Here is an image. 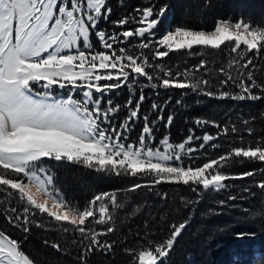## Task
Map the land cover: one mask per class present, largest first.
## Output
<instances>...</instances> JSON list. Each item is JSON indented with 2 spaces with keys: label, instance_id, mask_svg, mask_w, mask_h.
<instances>
[{
  "label": "snow or ice",
  "instance_id": "1",
  "mask_svg": "<svg viewBox=\"0 0 264 264\" xmlns=\"http://www.w3.org/2000/svg\"><path fill=\"white\" fill-rule=\"evenodd\" d=\"M154 9L155 5L136 8L131 16L112 23L118 28L129 22L139 27L109 33L97 28L99 21L107 20L111 14L106 0H0V169L3 170L0 172V192L23 205L22 210L10 206L0 214L6 220L0 227V264H34L22 248L23 240L28 238L32 226L48 229L53 223L56 230L71 234V243L80 246L78 259L84 264L92 252H108L113 248L115 241L100 237L114 231V212L129 203L127 196L118 200L119 192L134 193L142 188L152 191L155 186L170 184L190 186L192 192L200 195L203 191L231 187L226 183L230 179L252 177L256 170L239 175L221 171L230 164L239 163L237 158L264 163V138H257L251 146L231 147L229 152L197 164L200 156L192 154L205 149V144L220 134L214 137L205 133L199 149L190 146L194 139H201L194 136L191 129L183 142L173 144L166 135L156 144L153 134L156 121L149 122L148 115L143 117L144 125L138 139L129 140L132 122L139 118L140 106L145 99L141 90L139 100L132 106L136 78L146 76L149 82L154 80V76L145 71L146 67H153L146 56L133 55L126 47H114L131 37L143 38L139 44L141 49L155 44L154 55L161 59L168 57L170 52L180 51L202 55L193 49L215 50L226 42H234L230 53L236 55L228 61V68L238 66V74L233 76L231 71L221 67L219 71L226 79H221L217 87L231 82L239 91H220L217 95L210 90L213 85L209 79L196 77L188 69L173 73L163 65L156 67L168 78L157 75L156 79L162 80V84L151 83L154 89H190L207 96L240 101H256L264 96V84L257 81L253 71L258 68L254 60L264 59V24L253 25L243 17L236 21L217 19L212 30H193L177 25L156 38L153 29L164 17L167 6L158 11ZM93 30L102 51L94 48ZM205 63L201 61L196 71L203 69ZM131 74L135 76L130 81ZM181 76L183 80L179 79ZM125 84L130 93L124 105L128 115L117 126L112 122V115L121 105H113L111 99L107 100L106 107H102V103L105 95ZM56 89L66 91L67 95L57 93ZM253 89H258L259 94ZM157 109L160 110L158 119H163V108L153 103L152 110ZM172 119L169 115L167 125ZM195 123L201 125L208 121L198 119ZM231 130L235 132L236 128ZM227 131V128L223 129L225 135ZM248 131L251 134V129ZM240 139L242 141L243 137ZM210 147L216 149L221 145L214 143ZM201 155L206 156L207 152ZM46 161H65L97 173L130 176L147 182H136L126 189L98 192L81 206L65 199L55 186V174ZM257 186L264 192V181L258 182ZM243 190L250 191L248 188ZM240 198L229 196L231 200ZM181 199L186 203L196 202ZM141 208L142 205H137L129 214H136ZM249 212L250 218H264V206ZM187 223L170 225L171 234L160 242L148 238L146 231L144 238L138 241L143 246L135 253L138 264H168L166 258ZM104 224L109 226L102 230L92 227ZM9 226L23 233V238H13L5 230ZM245 236L254 238L255 233L237 234L238 238ZM43 243L50 244L58 252L66 251L59 243L47 239ZM125 251L132 253V249Z\"/></svg>",
  "mask_w": 264,
  "mask_h": 264
},
{
  "label": "trees",
  "instance_id": "2",
  "mask_svg": "<svg viewBox=\"0 0 264 264\" xmlns=\"http://www.w3.org/2000/svg\"><path fill=\"white\" fill-rule=\"evenodd\" d=\"M152 5H155L154 11L167 6L164 17L156 28V36L158 31L177 25L193 30H212L217 19L231 18L236 21L243 17L245 20H250L253 25L264 24V0H106V6L111 8V14L106 21L108 23L118 21L122 17L131 16L136 8ZM142 41L143 39L137 42ZM123 44H126L129 50L133 48L128 41ZM231 44L234 42H226L220 49L215 50L199 47L193 49V52H202V55H188L186 51L170 52L168 57L162 59L153 55L154 45L145 49L138 47L139 52L153 65L146 67L145 71L152 74L154 80L149 82L146 76L138 77L132 106L139 100L142 90L145 99L140 106L138 116L143 122L144 115L149 116V122L156 121L153 128L154 136L162 139L167 135L171 143L178 144L185 141L191 129L194 136L201 139H194L190 142V146L199 149L205 133L214 137H217V133L220 134L213 141L207 142L205 149L192 154L200 156L196 161L197 164L227 153L231 147L251 146L257 142V138H264V96L256 101H240L207 96L190 89L163 87L154 89L150 85L162 84V80L156 79L157 75L168 78L156 67L163 65L166 70L170 69L173 73L188 69L196 77L203 76L209 79L213 85L210 90L217 92V95L220 91L229 93L239 91L231 85V82L227 86L217 87L221 79H226V76L219 71L221 67L231 71L233 76L238 74V66L228 68V61L236 55L230 53ZM243 47L241 45V49ZM160 50L164 51L163 48ZM248 55L252 56V53ZM201 61L207 63L203 69L196 71ZM254 63L258 65V68L253 70L254 76L259 83L264 84V59L257 58ZM179 79L183 80L184 77L181 76ZM139 81L142 82L141 87ZM144 83L148 86H144ZM253 92L259 94L258 89H253ZM126 94L128 100L129 90H126ZM153 103L163 108V119H158L159 109L152 110ZM169 115H172L173 119L171 124L167 125ZM198 119L206 120L208 123L197 125L195 122ZM143 122L139 121L142 127ZM233 127L236 128L235 132L231 130ZM225 128L228 129L226 135L223 132ZM248 129H251V134ZM240 137H243L242 141ZM214 143H219L221 147L211 148L210 145ZM204 151L207 152L206 156L201 155ZM237 159L239 163L230 164L221 171L236 175L256 171L252 177L230 179L226 183L231 187L225 190L203 191L198 195L190 190V186L161 184L155 186L152 191L142 188L134 193L119 192L118 200H123L127 196L129 203L125 208L114 212L116 217L114 231L100 237L109 242L115 241L113 248L108 252H92L86 257L84 264H138L135 253L143 246L138 241L144 238L146 231L149 233L148 238L160 242L171 234L170 225L183 221H188L187 226L177 238L169 257L166 258L168 264H264V259L261 258L264 256V218H250L249 212L250 209L264 206V192L257 186L258 182L264 181V163ZM46 163L55 174V186L63 193L65 199L81 206L98 192L126 189L136 182H147L130 176L97 173L93 169L65 161H46ZM2 171L0 169V172ZM244 188L250 191H244ZM229 196L241 198L231 200ZM182 197L186 198V201L196 202L186 203L182 201ZM222 201L224 203H221ZM137 205H142L141 210L136 214H129ZM10 206L18 210L23 208L15 198L0 192V214ZM161 217L164 219L161 220ZM146 223L147 228H145ZM5 224L6 220L0 215V227ZM108 226V224L92 225L97 230ZM5 230L13 238H23L24 234L19 230L10 226ZM242 232H254L255 237L238 238L237 234ZM46 239L59 243L66 251L58 252L50 244H44L43 241ZM22 248L33 259L34 264H81L78 259L80 246L71 243V234L56 230L54 223L48 229L32 226L28 238L23 240ZM126 248L132 249V253L126 252Z\"/></svg>",
  "mask_w": 264,
  "mask_h": 264
},
{
  "label": "rangeland",
  "instance_id": "3",
  "mask_svg": "<svg viewBox=\"0 0 264 264\" xmlns=\"http://www.w3.org/2000/svg\"><path fill=\"white\" fill-rule=\"evenodd\" d=\"M102 18L98 25H97V28L98 29H105L107 30L109 33L113 32V31H116V32H120V31H123V30H130V29H135L136 27H139L140 25H136L135 23H132V22H129L128 24H125L122 28H118L116 27L113 23H108L106 20H104ZM106 24V26H105ZM167 29H164L162 31H158V34L156 36V38L160 37ZM123 39V38H122ZM134 39H143V38H140V37H131V38H128V42L130 45H133V48H131L130 50V53L133 54V55H140L141 53L139 52L140 49L138 48L139 47V44L140 42H137L139 40H135ZM91 40H92V43L94 45V48L96 51H102L104 49L101 48L100 46V42L99 40L97 39L96 35H95V30L92 31L91 33ZM126 41V42H127ZM125 42V43H126ZM134 42V43H133ZM154 45V51H153V55L155 53V44ZM115 48H119V47H127L126 44H115L114 45ZM135 47V48H134ZM161 49V48H160ZM161 51V50H160ZM155 56V55H154ZM114 71V70H113ZM129 72H130V69H129ZM135 76V74H131L130 77H129V80L131 81L133 79V77ZM136 80H138V78H136ZM101 83H110V82H101ZM140 87H141V84L142 82H140ZM144 86H145V83H144ZM139 88V87H138ZM140 89V88H139ZM126 90H128V87L127 85L125 84V86L119 88V89H116L110 93H108L107 95L104 96L103 98V103H102V107H106L107 106V100L111 99L112 102H113V105H121V108L118 112H116L115 114L112 115V122L114 124H116L117 126H119V124L127 117L128 115V108L124 107V105L126 104V102L128 101L127 100V94H126ZM57 93H60L62 95H67V92L66 91H62V90H59V89H56L55 90ZM96 95H99V94H96ZM79 98V97H77ZM139 121L140 122H143L141 120V117L139 116V120L136 119L135 121L132 122V131L130 133H128V136H129V140L130 141H136L141 133V130H142V126H140L139 124ZM144 123V122H143ZM161 139H158L157 137H155V141H156V144H159V141Z\"/></svg>",
  "mask_w": 264,
  "mask_h": 264
},
{
  "label": "water",
  "instance_id": "4",
  "mask_svg": "<svg viewBox=\"0 0 264 264\" xmlns=\"http://www.w3.org/2000/svg\"><path fill=\"white\" fill-rule=\"evenodd\" d=\"M154 32H156V29H153Z\"/></svg>",
  "mask_w": 264,
  "mask_h": 264
}]
</instances>
